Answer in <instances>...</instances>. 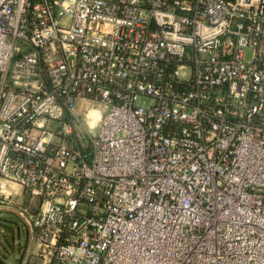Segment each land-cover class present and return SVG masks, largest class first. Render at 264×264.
I'll return each mask as SVG.
<instances>
[{
    "label": "built area",
    "instance_id": "built-area-1",
    "mask_svg": "<svg viewBox=\"0 0 264 264\" xmlns=\"http://www.w3.org/2000/svg\"><path fill=\"white\" fill-rule=\"evenodd\" d=\"M9 209L25 264H264V0H0Z\"/></svg>",
    "mask_w": 264,
    "mask_h": 264
},
{
    "label": "rangeland",
    "instance_id": "rangeland-1",
    "mask_svg": "<svg viewBox=\"0 0 264 264\" xmlns=\"http://www.w3.org/2000/svg\"><path fill=\"white\" fill-rule=\"evenodd\" d=\"M250 57V51H246L245 58L249 59ZM148 99L149 98L142 97L140 102L143 101L145 104H147L149 101ZM77 109L80 113V116L79 122L75 126L76 133L81 134L82 131L87 128L86 121H88V124L96 126L97 121H90L89 118L85 117V114H90L93 111L99 113L101 106L93 105L85 107V104L81 102L78 104ZM1 219L4 232L0 233V264H23L22 259L28 254V260L31 257L34 248H32V240L29 238L31 235L30 228L27 223L23 221V219L13 214V211L10 209L8 211L2 212ZM19 257H21L20 263Z\"/></svg>",
    "mask_w": 264,
    "mask_h": 264
},
{
    "label": "bare ground",
    "instance_id": "bare-ground-1",
    "mask_svg": "<svg viewBox=\"0 0 264 264\" xmlns=\"http://www.w3.org/2000/svg\"><path fill=\"white\" fill-rule=\"evenodd\" d=\"M93 110H96V109H93ZM88 116L90 118V121L95 122V121L99 120V118H100V110H99V113L98 112H94V111L91 112L90 114L88 113Z\"/></svg>",
    "mask_w": 264,
    "mask_h": 264
},
{
    "label": "crops",
    "instance_id": "crops-1",
    "mask_svg": "<svg viewBox=\"0 0 264 264\" xmlns=\"http://www.w3.org/2000/svg\"><path fill=\"white\" fill-rule=\"evenodd\" d=\"M16 189H18V188H16ZM23 221H24V220H23ZM30 232H31V235L29 236V238L32 240V248L34 247V248H33V252H34L36 248H35V245L33 246V236H32V230H31V229H30ZM27 252H29V251H27ZM33 252H32V253H33ZM20 256H21V255H20ZM27 256H28V254L25 256V258L22 259V263H23V264H25V262H26V260H27ZM19 260H20V261H19V263H20V262H21V257H19ZM20 264H21V263H20Z\"/></svg>",
    "mask_w": 264,
    "mask_h": 264
}]
</instances>
